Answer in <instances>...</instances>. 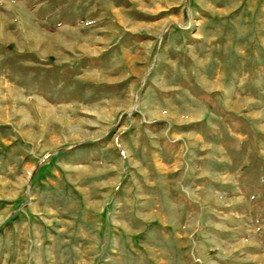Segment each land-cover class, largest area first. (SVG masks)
I'll return each instance as SVG.
<instances>
[{"label": "rangeland", "instance_id": "1", "mask_svg": "<svg viewBox=\"0 0 264 264\" xmlns=\"http://www.w3.org/2000/svg\"><path fill=\"white\" fill-rule=\"evenodd\" d=\"M264 264V0H0V264Z\"/></svg>", "mask_w": 264, "mask_h": 264}, {"label": "bare ground", "instance_id": "2", "mask_svg": "<svg viewBox=\"0 0 264 264\" xmlns=\"http://www.w3.org/2000/svg\"><path fill=\"white\" fill-rule=\"evenodd\" d=\"M263 264V263H262Z\"/></svg>", "mask_w": 264, "mask_h": 264}]
</instances>
